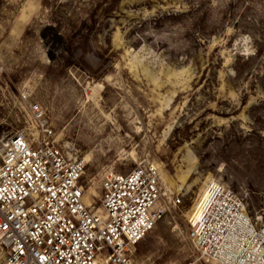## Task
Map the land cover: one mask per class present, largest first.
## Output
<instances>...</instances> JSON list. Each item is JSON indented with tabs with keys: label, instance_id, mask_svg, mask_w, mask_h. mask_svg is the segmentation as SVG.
<instances>
[{
	"label": "rangeland",
	"instance_id": "1",
	"mask_svg": "<svg viewBox=\"0 0 264 264\" xmlns=\"http://www.w3.org/2000/svg\"><path fill=\"white\" fill-rule=\"evenodd\" d=\"M0 66V136L30 128L39 103L86 158L96 208L107 173L160 167L162 204L182 202L137 264L196 257L189 217L211 180L264 222V0H0Z\"/></svg>",
	"mask_w": 264,
	"mask_h": 264
},
{
	"label": "built area",
	"instance_id": "2",
	"mask_svg": "<svg viewBox=\"0 0 264 264\" xmlns=\"http://www.w3.org/2000/svg\"><path fill=\"white\" fill-rule=\"evenodd\" d=\"M2 68L0 66V76ZM31 126L0 136V252L5 264H137L135 246L182 199L163 202L161 170L143 163L105 175L100 205L86 201L85 158L55 139L46 112L30 104ZM196 257L184 264H264V222L217 180L205 183L189 217Z\"/></svg>",
	"mask_w": 264,
	"mask_h": 264
},
{
	"label": "bare ground",
	"instance_id": "3",
	"mask_svg": "<svg viewBox=\"0 0 264 264\" xmlns=\"http://www.w3.org/2000/svg\"><path fill=\"white\" fill-rule=\"evenodd\" d=\"M86 159V158H85ZM85 199H86V194H85Z\"/></svg>",
	"mask_w": 264,
	"mask_h": 264
}]
</instances>
